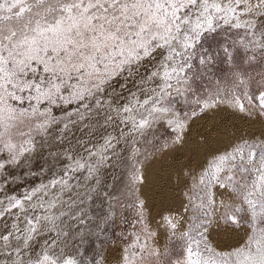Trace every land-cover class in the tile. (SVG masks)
<instances>
[{
  "label": "snow or ice",
  "instance_id": "obj_1",
  "mask_svg": "<svg viewBox=\"0 0 264 264\" xmlns=\"http://www.w3.org/2000/svg\"><path fill=\"white\" fill-rule=\"evenodd\" d=\"M222 110L264 121V0H0V264H264V130L181 170L180 211L139 195L145 162ZM53 145L59 171L6 194Z\"/></svg>",
  "mask_w": 264,
  "mask_h": 264
},
{
  "label": "rangeland",
  "instance_id": "obj_2",
  "mask_svg": "<svg viewBox=\"0 0 264 264\" xmlns=\"http://www.w3.org/2000/svg\"><path fill=\"white\" fill-rule=\"evenodd\" d=\"M262 130H264V121L243 117L229 110H222L211 118L193 121L183 145H177L145 162L142 171L146 177V182L140 186L139 195L146 201L147 210L151 217L158 220L159 214L162 212L181 210V204L184 202L183 192L187 183L186 178L180 176L181 170H197L204 163L209 149H224L239 137L248 136L252 133L259 135ZM209 132L211 133L210 143L204 146L199 142L200 137L201 135H208ZM75 135L79 136L80 134L77 132ZM63 147L61 146V149ZM54 150H57L55 145L52 148L45 146L33 154L30 166L10 167L6 173L8 183L4 186L5 193L19 196L41 181L47 182L52 177L53 172H58L62 166L57 164L52 171H45L41 174L42 167L48 169L49 165L53 163L49 152ZM123 154L126 158L125 163L118 168H109L106 173L108 183L114 184L112 190L115 195L122 199H124V194L128 192V173L131 167V161L127 160L128 152L125 151ZM46 160L48 163H45ZM33 172L36 175H32ZM113 176L117 177L114 182ZM3 179L4 177H0V180ZM125 214L130 215L131 210ZM7 222L11 223V218H8ZM2 223L3 221H0V224ZM120 231L121 226L118 223L109 228V240L118 241L117 234ZM42 239L38 238L33 245L37 250H39ZM213 239L218 246H223L232 243L235 237H230L228 233L221 232L219 235H215Z\"/></svg>",
  "mask_w": 264,
  "mask_h": 264
},
{
  "label": "bare ground",
  "instance_id": "obj_3",
  "mask_svg": "<svg viewBox=\"0 0 264 264\" xmlns=\"http://www.w3.org/2000/svg\"><path fill=\"white\" fill-rule=\"evenodd\" d=\"M158 166V165H157ZM163 166V165H162ZM162 175V174H161Z\"/></svg>",
  "mask_w": 264,
  "mask_h": 264
}]
</instances>
